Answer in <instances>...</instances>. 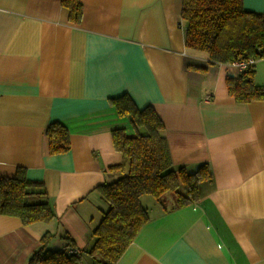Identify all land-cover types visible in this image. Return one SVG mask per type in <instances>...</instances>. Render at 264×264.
<instances>
[{"label": "crops", "instance_id": "1", "mask_svg": "<svg viewBox=\"0 0 264 264\" xmlns=\"http://www.w3.org/2000/svg\"><path fill=\"white\" fill-rule=\"evenodd\" d=\"M81 2L74 24L61 0H0V177L25 167L56 213L26 226L0 215V264H28L46 233L48 249L71 243L99 264L87 253L109 208L98 186L123 162L112 131L136 136L110 103L122 94L158 113L175 168L207 164L211 179L183 207L172 192L144 194L149 220L116 264H264V100L237 102L232 66L186 47L183 0ZM243 6L264 14V0ZM254 81L264 87V58ZM54 121L70 132L63 154L49 152Z\"/></svg>", "mask_w": 264, "mask_h": 264}, {"label": "trees", "instance_id": "2", "mask_svg": "<svg viewBox=\"0 0 264 264\" xmlns=\"http://www.w3.org/2000/svg\"><path fill=\"white\" fill-rule=\"evenodd\" d=\"M61 1L69 10V21L80 24L84 15L81 0ZM182 21L186 47L208 54L210 64L231 67L237 61L264 58V14L245 9L243 0H183ZM254 64L232 67L236 76L226 80L229 95L239 103L264 100V87L254 81ZM110 103L120 116L131 119L136 136H129L123 128L112 131L114 148L123 155V162L109 167L119 171L120 177L98 186L109 208L94 230L87 253L99 264H116L148 222L149 213L141 201L144 194L161 199L172 192L176 207H183L196 202L200 184L211 179L207 164L194 172L174 167L164 123L152 106L139 108L129 94L110 98ZM45 135L50 154L71 149L70 132L61 122L49 123ZM0 215L18 217L25 226L56 218L45 183L30 179L22 166L15 175L0 177ZM52 238L50 233L42 236L28 264H84L82 251L81 256L69 252V246L74 247L71 243L65 249H48Z\"/></svg>", "mask_w": 264, "mask_h": 264}, {"label": "built area", "instance_id": "3", "mask_svg": "<svg viewBox=\"0 0 264 264\" xmlns=\"http://www.w3.org/2000/svg\"><path fill=\"white\" fill-rule=\"evenodd\" d=\"M256 60L251 58L249 60H243V61H237L232 64L233 68H238V69H244L246 68L249 64L254 63ZM69 252L72 254H75L76 256H81V251L78 248H75L73 246H69ZM102 264H107V263H102Z\"/></svg>", "mask_w": 264, "mask_h": 264}, {"label": "water", "instance_id": "4", "mask_svg": "<svg viewBox=\"0 0 264 264\" xmlns=\"http://www.w3.org/2000/svg\"><path fill=\"white\" fill-rule=\"evenodd\" d=\"M232 76H233V74L231 73V74H230V77H232Z\"/></svg>", "mask_w": 264, "mask_h": 264}]
</instances>
